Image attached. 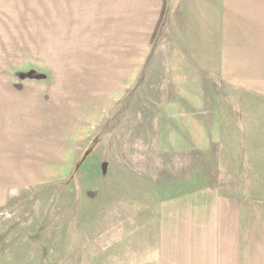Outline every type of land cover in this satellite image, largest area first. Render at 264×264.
Listing matches in <instances>:
<instances>
[{
	"label": "crops",
	"instance_id": "0c3cea01",
	"mask_svg": "<svg viewBox=\"0 0 264 264\" xmlns=\"http://www.w3.org/2000/svg\"><path fill=\"white\" fill-rule=\"evenodd\" d=\"M172 4L0 0V207L10 184L63 174L73 148L63 137L71 117H82L78 128L95 125V75L105 89L113 90L114 81L126 85L130 71L167 52L168 35L174 95L164 101L159 133L176 138L169 141L173 150L200 153L224 145L230 131L240 134L236 102L245 95L219 86L264 100V0H178L171 10ZM37 70L46 78L19 77ZM243 197L203 189L176 200L154 264H264V201L258 206L250 192Z\"/></svg>",
	"mask_w": 264,
	"mask_h": 264
},
{
	"label": "rangeland",
	"instance_id": "374dc122",
	"mask_svg": "<svg viewBox=\"0 0 264 264\" xmlns=\"http://www.w3.org/2000/svg\"><path fill=\"white\" fill-rule=\"evenodd\" d=\"M170 38L163 39L167 52L155 54L145 70L130 71L126 85L114 81L113 90L105 89L103 76L95 75V125L78 128L82 117H71L63 137L73 148L65 152L63 174L10 184L0 207V264H154L164 232L170 233L163 221L176 200L214 189L244 200L250 192L258 206L264 201L259 95L253 100L252 94L219 86L220 92L245 95L236 102L240 134L226 133L220 149L173 150L169 141L175 137L159 133L164 101L174 95Z\"/></svg>",
	"mask_w": 264,
	"mask_h": 264
},
{
	"label": "trees",
	"instance_id": "16d2710c",
	"mask_svg": "<svg viewBox=\"0 0 264 264\" xmlns=\"http://www.w3.org/2000/svg\"><path fill=\"white\" fill-rule=\"evenodd\" d=\"M36 71H28V72H25V73H20L19 74V77L22 78V79H26V78H29V77H33V75H38L35 73ZM45 76L42 75V74H39L37 77H34V78H30V79H42L44 78Z\"/></svg>",
	"mask_w": 264,
	"mask_h": 264
}]
</instances>
